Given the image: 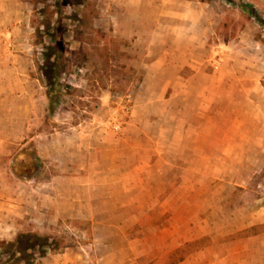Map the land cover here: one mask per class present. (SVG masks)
<instances>
[{
  "label": "rangeland",
  "instance_id": "obj_1",
  "mask_svg": "<svg viewBox=\"0 0 264 264\" xmlns=\"http://www.w3.org/2000/svg\"><path fill=\"white\" fill-rule=\"evenodd\" d=\"M10 1L0 242L43 237L33 264H213L264 230L229 234L264 215V0Z\"/></svg>",
  "mask_w": 264,
  "mask_h": 264
},
{
  "label": "crops",
  "instance_id": "obj_2",
  "mask_svg": "<svg viewBox=\"0 0 264 264\" xmlns=\"http://www.w3.org/2000/svg\"><path fill=\"white\" fill-rule=\"evenodd\" d=\"M11 5L10 0H0V44L2 46V39H4V43H7L9 35H14L18 28L16 21L21 20V14L16 13L19 11L12 9ZM4 46L2 49L0 47V66H3L8 60V57H6L7 46H5V49ZM251 216L248 212L243 219L245 220L244 224L231 229L229 234L244 230L254 223H264L263 213L257 215L256 220H252ZM213 251V264H264V230L258 234H250L229 239L227 242L218 245L215 244Z\"/></svg>",
  "mask_w": 264,
  "mask_h": 264
},
{
  "label": "trees",
  "instance_id": "obj_3",
  "mask_svg": "<svg viewBox=\"0 0 264 264\" xmlns=\"http://www.w3.org/2000/svg\"><path fill=\"white\" fill-rule=\"evenodd\" d=\"M252 15L262 24L263 20L256 14L255 11H251ZM51 48V46H50ZM53 54V53H52ZM52 54L50 53L47 58L49 59L48 64H45V68H47L45 71L47 74H49L50 77H56L57 76V64L58 60L56 58H52ZM30 236L34 237V241L30 242ZM5 244V246H4ZM46 245L47 242L44 240L43 237L38 235H32L30 233H21L17 236V238L14 241L11 242H0V254L3 255H9V251H12L13 255L18 254L16 260L18 263H21L22 261L24 264H33L35 258L42 257L46 254ZM4 247V248H3ZM32 251V252H31ZM26 255V258L21 257V255ZM11 255L7 258L10 259ZM0 264H6L0 262ZM9 264V263H8Z\"/></svg>",
  "mask_w": 264,
  "mask_h": 264
}]
</instances>
